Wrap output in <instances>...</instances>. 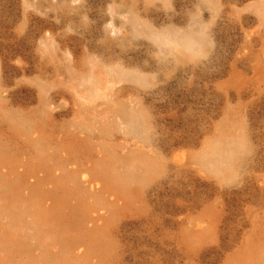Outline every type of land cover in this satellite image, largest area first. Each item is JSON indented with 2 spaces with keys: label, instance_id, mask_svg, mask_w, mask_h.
<instances>
[{
  "label": "rangeland",
  "instance_id": "rangeland-1",
  "mask_svg": "<svg viewBox=\"0 0 264 264\" xmlns=\"http://www.w3.org/2000/svg\"><path fill=\"white\" fill-rule=\"evenodd\" d=\"M0 264H264V0H0Z\"/></svg>",
  "mask_w": 264,
  "mask_h": 264
}]
</instances>
